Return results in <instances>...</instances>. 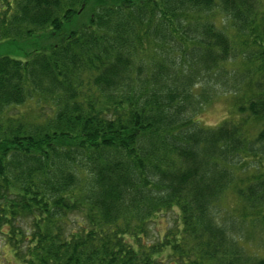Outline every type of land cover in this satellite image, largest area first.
<instances>
[{
  "label": "trees",
  "instance_id": "trees-1",
  "mask_svg": "<svg viewBox=\"0 0 264 264\" xmlns=\"http://www.w3.org/2000/svg\"><path fill=\"white\" fill-rule=\"evenodd\" d=\"M0 44L21 264H264V0H0ZM215 86L235 118L206 127Z\"/></svg>",
  "mask_w": 264,
  "mask_h": 264
},
{
  "label": "rangeland",
  "instance_id": "rangeland-1",
  "mask_svg": "<svg viewBox=\"0 0 264 264\" xmlns=\"http://www.w3.org/2000/svg\"><path fill=\"white\" fill-rule=\"evenodd\" d=\"M9 43H12V40H8ZM17 47H20L21 41L18 42ZM41 43V42H40ZM27 45V43H26ZM1 46V44H0ZM3 48V47H2ZM0 47V51L2 50ZM26 46L23 47L25 49ZM6 51V50H5ZM230 77V76H228ZM225 78L226 83H230V80ZM216 96L211 99L210 103L198 113L197 119L200 123L206 127H215L222 123L223 121L234 120V110L233 100L229 94H224L222 88L215 86ZM24 107L20 109L23 110ZM223 207H227L229 210L234 209V207L239 205L237 199L233 196V193H227L221 203ZM178 216L175 211L168 212L162 216H159L153 224L150 225L151 235L149 236V243L157 242L160 237L168 230L177 225ZM256 241V239L254 240ZM261 246H259L260 248ZM262 253V252H261ZM163 260V259H162ZM0 264H21L12 253L9 245L0 236Z\"/></svg>",
  "mask_w": 264,
  "mask_h": 264
}]
</instances>
